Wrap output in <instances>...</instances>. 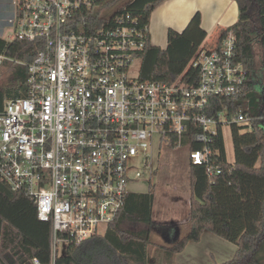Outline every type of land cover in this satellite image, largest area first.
Returning <instances> with one entry per match:
<instances>
[{"label":"built area","instance_id":"obj_1","mask_svg":"<svg viewBox=\"0 0 264 264\" xmlns=\"http://www.w3.org/2000/svg\"><path fill=\"white\" fill-rule=\"evenodd\" d=\"M94 0H17L9 38L41 41L28 67L27 93L0 111V178L23 191L51 223L50 262L60 246L104 233L133 191L129 161L149 147H187L193 164L221 173L213 144L226 127L255 126L242 109L207 113L212 97L242 93L247 69L236 38L201 47L173 82L129 74L149 42L130 11L89 17ZM0 54V67L5 60ZM196 70L193 82L189 69ZM225 139V138H224ZM199 145V148H195ZM36 264H42L37 258Z\"/></svg>","mask_w":264,"mask_h":264},{"label":"trees","instance_id":"obj_2","mask_svg":"<svg viewBox=\"0 0 264 264\" xmlns=\"http://www.w3.org/2000/svg\"><path fill=\"white\" fill-rule=\"evenodd\" d=\"M94 1L99 9L90 10L89 17L105 21L107 16L102 9L112 1ZM162 1L129 0L112 15L130 11L147 27L149 42L140 53L141 79L173 82L180 74V64L196 45L204 43L207 32L197 13L183 32L168 31L166 48L153 45L150 18ZM236 1L238 20L222 29L216 41L229 30L233 31L238 59L247 69V78L241 94L212 97L207 113H217L224 106L232 113L242 109L253 116L255 126L250 131L244 124L231 126L234 161L228 159L223 134L217 138L213 147L221 173L210 176L205 165L191 161L189 231L182 237L178 235L177 224L164 226L168 244L159 248L165 257L151 256L155 196L152 191L132 192L104 233L79 245H69L66 252L57 257L56 264H172L174 254L183 251L188 242L199 241L206 230L237 245L231 259L216 264H264V0ZM41 49L39 40L0 37V54L13 59L5 60L0 67L8 71L6 80L0 83V111L6 99L23 97L27 93L28 67L17 61L31 62ZM189 74L192 78L187 77V81L193 82L196 70L189 69ZM257 83L262 85L261 92L256 89ZM128 222L145 227L128 229L124 227ZM50 242L51 223L38 218L36 205L30 197L23 191L13 190L0 178V264H34L35 258L48 264Z\"/></svg>","mask_w":264,"mask_h":264},{"label":"rangeland","instance_id":"obj_3","mask_svg":"<svg viewBox=\"0 0 264 264\" xmlns=\"http://www.w3.org/2000/svg\"><path fill=\"white\" fill-rule=\"evenodd\" d=\"M112 2L108 7L102 9L106 16H111L115 13L125 2L129 0H111ZM96 7L95 10H98ZM16 29L10 25H3L2 37L9 39ZM216 42V35H209L206 41ZM206 43V42H205ZM196 45L189 55V57L180 64V75H182L193 62L197 51L205 45ZM142 59H135L130 67L129 74L131 76H138L140 74ZM178 67V69H179ZM259 67V65H258ZM260 74V72H259ZM8 75L7 69L0 70V83L6 80ZM258 92L262 91V85L256 84ZM224 138L226 150L229 160L234 158V147L231 134V128L224 129ZM191 165L190 151L187 147L183 148H169L163 145L161 148H148L146 151L139 152L136 156L132 157L129 161L130 174L135 175L137 172L141 173L140 178L131 181L129 188L133 192L147 193L152 191L155 196L153 208V225H152V239L153 243L149 246L151 256L165 257L159 247L168 244L164 236V226L173 222H180L181 236H185L189 231L190 223H187L189 218V201L191 199L190 189V173L189 168ZM125 228L132 230H139L145 227L143 224L128 222L124 225ZM213 233V232H212ZM214 237H220L212 234ZM224 243H229L233 248V242H230L222 237L218 238ZM231 249L227 246L219 244L215 245V259L221 260L218 255L221 252L228 253ZM66 252V247L60 246V254ZM162 253V254H161ZM158 264V262L156 263Z\"/></svg>","mask_w":264,"mask_h":264},{"label":"crops","instance_id":"obj_4","mask_svg":"<svg viewBox=\"0 0 264 264\" xmlns=\"http://www.w3.org/2000/svg\"><path fill=\"white\" fill-rule=\"evenodd\" d=\"M16 9L17 0H0V37H2L3 25L9 23L13 26L11 19L14 18ZM197 13H200L201 25L207 32V37L214 34L217 40L222 29L230 27L238 20L239 7L236 0H163L151 14L149 24L151 43L166 48L168 46V31L174 29L183 32ZM206 39L204 43H213L212 40L207 42ZM229 161H234V158ZM260 164L261 160L258 161L257 165ZM190 205L191 199L189 209ZM186 221L190 223V210L189 218ZM173 223L177 224L178 235H180V222ZM212 234L214 233L206 230L199 241L188 242L183 251L174 254L172 264H216L214 253L216 244L231 249L228 253L221 252L218 255L221 260H217V263L231 259L237 250V245L233 243L232 248L227 245L229 243L220 241L218 239L220 237H214ZM34 264L36 263L34 262Z\"/></svg>","mask_w":264,"mask_h":264}]
</instances>
